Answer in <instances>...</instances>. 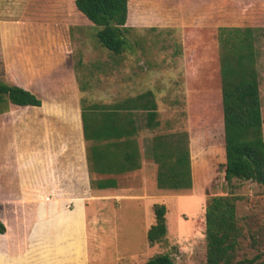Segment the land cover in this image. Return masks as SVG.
<instances>
[{
    "label": "rangeland",
    "instance_id": "374dc122",
    "mask_svg": "<svg viewBox=\"0 0 264 264\" xmlns=\"http://www.w3.org/2000/svg\"><path fill=\"white\" fill-rule=\"evenodd\" d=\"M75 1L49 0L48 16L41 20L33 17L29 29L36 36V26L42 25L44 41L60 48L50 52L65 60L66 78L70 72L74 76L72 81L80 89L74 103H79L81 109L93 104L112 105L154 90L161 123L159 128L148 130L145 115L138 116L137 140L146 175L143 190L113 191L97 197L95 216L89 215L93 200L90 194L85 195L82 235L90 236L87 244L93 251L91 264H147L164 254L176 264H207L206 206L210 198L217 196L240 199L237 216L242 237L237 260L261 255L253 264H264V186L238 180L228 184L225 180L218 40L221 28L258 29L255 45L264 113V0H257L258 9L250 14L246 6L252 3L246 0H150L146 4L132 0L128 50L122 55L100 44L97 33L101 27L88 21L77 10ZM141 6L146 11H140ZM182 6L185 9L181 10ZM223 7L231 13L243 9L229 20L232 26L217 25ZM206 11L210 20L207 30L200 31L196 23L204 17H197ZM13 20L17 28L24 24L19 17ZM178 133L189 135L193 187L161 190L156 180L158 166L150 158L149 148L154 137ZM140 179L141 175L130 174L122 180L121 189L134 187ZM156 204L167 207V236L164 242L151 247L147 234L155 224Z\"/></svg>",
    "mask_w": 264,
    "mask_h": 264
},
{
    "label": "crops",
    "instance_id": "0c3cea01",
    "mask_svg": "<svg viewBox=\"0 0 264 264\" xmlns=\"http://www.w3.org/2000/svg\"><path fill=\"white\" fill-rule=\"evenodd\" d=\"M143 1L146 4L150 0ZM246 2L252 3L246 6V13H255L257 0ZM48 3L49 0H0V17L4 19L0 21V82L29 91L42 101L41 107L0 103V223L5 228L0 233V264H91L93 251L87 244L90 236L82 235L85 195L90 194L93 200L89 215L95 216L97 197L113 191L138 193L144 188L143 158L141 170L132 172L136 177L141 175V189L138 183L121 189V180L117 188H97L98 180L121 179L123 175L91 171L89 150L97 143L84 138L82 110L73 100L79 98L80 89L73 83L71 72L66 78L65 60L50 52L60 48L44 41L42 25L36 26V36L29 31L33 17L41 20L48 16ZM242 10L231 13L223 7L218 12L217 25L232 26L229 20ZM140 11H146L145 6ZM15 17L24 23L18 27L20 31L14 25ZM200 17L204 19L196 23L197 27L206 31L209 11L197 18ZM148 91L156 98L154 90Z\"/></svg>",
    "mask_w": 264,
    "mask_h": 264
},
{
    "label": "trees",
    "instance_id": "16d2710c",
    "mask_svg": "<svg viewBox=\"0 0 264 264\" xmlns=\"http://www.w3.org/2000/svg\"><path fill=\"white\" fill-rule=\"evenodd\" d=\"M129 0H76L75 6L88 21L101 27L100 44L115 55L128 50ZM258 29L221 28L220 45L223 139L225 145V180L253 182L264 186V113L260 101L257 71L256 33ZM0 103L17 107H41L42 101L22 88L0 82ZM83 132L86 141L97 143L89 150L91 171L100 175H123L120 179L103 178L97 188H117L125 174L141 170V153L136 136L138 116L144 114L148 130L160 127L155 94L147 91L123 102L82 107ZM149 156L158 166L157 186L161 190H190L193 173L188 133L160 135L153 138ZM125 175V176H124ZM121 185V183H120ZM141 186V179L138 188ZM238 197H212L206 206L207 264H253L238 261L242 229L237 216ZM167 207L154 205L155 224L148 231L151 247L167 236ZM5 228L0 223V233ZM147 264H176L167 254L151 258Z\"/></svg>",
    "mask_w": 264,
    "mask_h": 264
}]
</instances>
